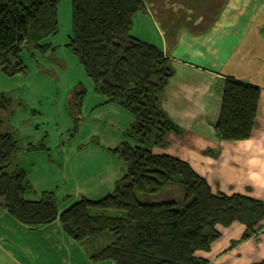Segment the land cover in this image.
<instances>
[{"label": "trees", "instance_id": "16d2710c", "mask_svg": "<svg viewBox=\"0 0 264 264\" xmlns=\"http://www.w3.org/2000/svg\"><path fill=\"white\" fill-rule=\"evenodd\" d=\"M60 2L0 0V74L26 76L23 51L44 56L51 49L45 41L59 33ZM146 12L142 0H71L72 36L66 50L77 59L95 93L133 118L124 135L134 144L107 151L123 167L114 192L98 201L82 198L64 212L52 192H43L38 202L27 200L35 190L21 168L22 158L45 148L43 143L24 147L10 126L16 101L4 93L0 94V214L29 228L59 221L64 234L83 248L92 264H211L196 254L210 250L220 238L219 228L235 223L246 228L240 242L257 237L264 202L214 193L188 163L153 153L155 148L167 147L169 134L180 135L182 130L160 106L173 74L169 58L157 46L132 36L135 18ZM55 52L47 60L65 66ZM260 95L254 85L225 79L207 116L220 142L251 139ZM85 96L81 84L71 93L70 141L78 134ZM169 187L179 188L182 199L142 200Z\"/></svg>", "mask_w": 264, "mask_h": 264}, {"label": "crops", "instance_id": "0c3cea01", "mask_svg": "<svg viewBox=\"0 0 264 264\" xmlns=\"http://www.w3.org/2000/svg\"><path fill=\"white\" fill-rule=\"evenodd\" d=\"M142 1L147 12L135 18L132 36L157 46L169 58L173 74L160 106L182 130L180 135L169 134L167 147L155 148L153 153L188 163L214 193L238 194L264 202V0ZM53 38L45 41L51 49L44 56L38 51L30 52L37 71L38 64L45 65L44 60L60 48ZM227 78L247 82L261 91L253 136L245 142H220L207 122L214 94L220 92ZM84 87L86 96L81 114L87 121L80 123L77 138L64 149L59 148L52 160H48L56 167L47 168L48 175L33 178L23 165L36 154H25L21 163L35 193L40 195L33 198L27 195V200L38 202L43 192H52L58 201H63L60 212L82 198L98 201L112 194L116 183L123 178V167L105 150H115L123 143L132 144L123 136L133 121L132 116L96 94L91 81ZM45 104L50 105L48 101ZM57 107L55 102L52 108ZM30 110L37 115L36 110ZM22 118L29 120L31 114L25 113ZM25 129L22 128L24 133ZM36 141L28 140L24 147L43 142ZM43 146L46 151L39 154L49 153L46 141ZM261 227L257 237L243 242L240 241L245 226L235 223L229 228H219L220 238L208 252H198L196 256L211 264H261L264 221ZM0 264L92 263L84 250L64 234L59 221L29 228L2 213Z\"/></svg>", "mask_w": 264, "mask_h": 264}, {"label": "rangeland", "instance_id": "374dc122", "mask_svg": "<svg viewBox=\"0 0 264 264\" xmlns=\"http://www.w3.org/2000/svg\"><path fill=\"white\" fill-rule=\"evenodd\" d=\"M174 6L173 8L175 10L176 6ZM59 23L60 32L53 39H55L54 43L60 48L56 50L57 55L54 57L62 61L65 66L52 61H49L48 63L47 60H44L46 62L45 65L38 64L39 70L37 71L35 61L30 52L26 50L22 53L23 61L28 70L26 76L19 75L21 78H16L17 76L8 78L0 74V93L11 94L17 104L15 106V114L10 120V126L15 129L18 124L20 125L15 130L18 132L19 138L24 146L28 140H31V142L34 143L37 142V139H41V141L43 140L42 143L44 144V141H46L47 146L50 148L49 153L46 152L39 154L40 151L31 153L36 154L33 155V162L28 160L24 163L23 167L33 178L37 175H48L47 168L53 170V168L56 167L51 161L52 157H54V153L59 152L60 149H64V147H67L75 138H77L81 126L80 123L87 121L85 118L83 119L81 114L80 118L82 121L80 120L81 122L77 123L78 134L70 141L71 131L74 128V120L68 119H71V116L67 109L71 93L80 84L87 87L88 82L91 80L85 75L84 70L79 65L77 59L65 48V45L68 44L69 39L72 36L71 0H61L59 6ZM47 65H49V67ZM43 68L45 70H43ZM28 85H30V87ZM26 92L31 96L30 101H28L29 95H25ZM62 95H65L66 97H62ZM46 101H48L50 105L45 104L43 106ZM29 102H31L32 107L29 105ZM55 102L58 107L52 108L55 106ZM40 104L43 107H41ZM25 105L28 106L29 109L32 108L36 110L37 115L36 113H32L31 110L29 111V109H26ZM26 111L31 114L29 120L22 118L23 114L28 113ZM55 111L58 112L56 118L54 115ZM22 128H26L25 133ZM37 130H40V133H37ZM124 133L123 136H125ZM63 143H66L67 146H64ZM133 144L134 143L132 142L131 145ZM56 148L57 151H55ZM42 151H46V149ZM49 159H51L50 162L48 161ZM31 163H33V165H31ZM30 196L33 198L40 195L34 193ZM181 199L182 192L177 187H169L163 193L154 197L142 198L146 203H159L165 200L178 201ZM58 202L60 205L63 201ZM61 206L62 204L60 207Z\"/></svg>", "mask_w": 264, "mask_h": 264}]
</instances>
